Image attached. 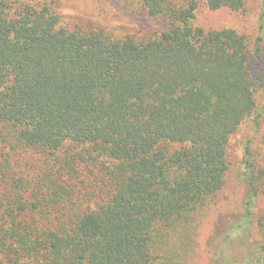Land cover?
Segmentation results:
<instances>
[{"label":"trees","instance_id":"obj_1","mask_svg":"<svg viewBox=\"0 0 264 264\" xmlns=\"http://www.w3.org/2000/svg\"><path fill=\"white\" fill-rule=\"evenodd\" d=\"M133 1L167 27L116 37L93 9L72 27L63 0H0V264L195 255L231 136L257 109L247 45L195 25L196 0ZM205 3L241 12L246 0ZM20 150L43 164L20 165ZM247 154L248 196L240 219L215 226L216 264H264V167Z\"/></svg>","mask_w":264,"mask_h":264},{"label":"rangeland","instance_id":"obj_2","mask_svg":"<svg viewBox=\"0 0 264 264\" xmlns=\"http://www.w3.org/2000/svg\"><path fill=\"white\" fill-rule=\"evenodd\" d=\"M106 6V12H97L98 3ZM198 8L195 11L194 23L207 30H220L231 28L244 36L248 52V69L253 79L254 97L257 109L239 129L231 136L227 149L229 163L225 179V186L213 203L202 222L198 243L186 258L183 264H216L220 250L216 248L211 238L215 233L218 220L226 226L232 215L237 216L243 212L244 202L248 196L247 175L250 174L252 165L246 162L247 153H250L256 163L264 167V0H246L241 12L229 9L210 11L205 0H196ZM63 15L66 23L72 24L73 20L93 9L100 17L105 14V29L116 37L131 35L136 38L149 36L160 32L167 27L164 21L152 19L145 14L141 7L133 0H63ZM73 19V20H72ZM83 20V19H82ZM83 20L82 22H84ZM80 29H86V24L81 23ZM20 165L31 163L42 165L45 159L36 151L20 150ZM264 216V192L256 203L255 218ZM240 219L241 215L237 216ZM205 220V218H204ZM203 220V221H204ZM256 236L257 230L254 229ZM259 234V232H258ZM176 250L180 252L177 246Z\"/></svg>","mask_w":264,"mask_h":264}]
</instances>
